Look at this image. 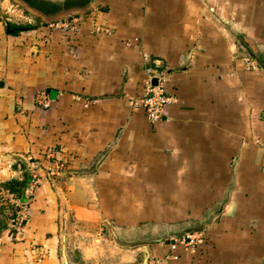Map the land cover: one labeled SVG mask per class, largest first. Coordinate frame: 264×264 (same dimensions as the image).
I'll return each mask as SVG.
<instances>
[{"label":"crops","instance_id":"crops-1","mask_svg":"<svg viewBox=\"0 0 264 264\" xmlns=\"http://www.w3.org/2000/svg\"><path fill=\"white\" fill-rule=\"evenodd\" d=\"M6 1L0 189L23 196L31 162L40 186L0 264H106L112 242L114 264H264V0H36L72 12L27 24ZM148 71L172 98L156 123L130 104Z\"/></svg>","mask_w":264,"mask_h":264},{"label":"built area","instance_id":"built-area-1","mask_svg":"<svg viewBox=\"0 0 264 264\" xmlns=\"http://www.w3.org/2000/svg\"><path fill=\"white\" fill-rule=\"evenodd\" d=\"M159 79L158 85L154 86L152 80L154 77ZM172 98L167 95L166 88V76L165 73L161 75H154L148 71L147 73V85L143 92L135 95L131 98L130 104L133 109L139 110L143 109L145 111L146 117L153 123L162 120L165 115L166 108L171 104ZM47 106V104H45ZM54 150H48L45 153L46 159H51L54 155ZM39 168L34 162L29 164V180L27 182L24 195L22 197L18 196L16 193H12L9 190H3V198L5 201L4 205L8 207H15V211L10 213V221L7 222L6 230L12 236H18L23 231L26 223L28 222L29 209L35 193L40 186V175L38 174ZM48 170L50 177L60 175L63 167L57 165L55 169ZM8 211V210H7ZM181 238L175 239L179 242ZM194 244V242H200L199 238L195 234H186L185 240L183 242ZM163 260L159 258H149L148 264H162Z\"/></svg>","mask_w":264,"mask_h":264},{"label":"rangeland","instance_id":"rangeland-1","mask_svg":"<svg viewBox=\"0 0 264 264\" xmlns=\"http://www.w3.org/2000/svg\"><path fill=\"white\" fill-rule=\"evenodd\" d=\"M6 7L8 9V13H7L6 16L8 18H11L12 20L17 21L18 23L23 22V23L27 24L29 18H34V16L32 15V13H30L29 11H25L21 6H18L17 5V2L15 0H7L6 1ZM61 11H63V10H61ZM36 22H38V21H36ZM61 175L62 174L56 175V176H51V177L53 179H55V178H61L62 177ZM0 204L5 209V212L7 214V215L6 214L4 215L5 216L4 220L6 222H9L10 221L9 219H11V217H8V215L10 213H13L15 211V207H11L10 206V207L7 208V205H4L5 204V201H4V198H3V190L2 189H0ZM6 217H8V219ZM0 219H2L1 215H0ZM106 233H108V232H106ZM11 235H14V234L11 233ZM111 241H112V239H109V243ZM112 243H113V245H115V247H111L110 250L108 251V257H109V259H107V258L105 259L106 264H110V263H113L114 264L115 262H119L118 261L119 260L118 259V257H119L118 254H117V257H116L117 259L116 260H115L114 257L112 258V256H111L112 254H114V255L116 254V253H114L115 251L117 252V250H116V244H114V242H112Z\"/></svg>","mask_w":264,"mask_h":264},{"label":"trees","instance_id":"trees-1","mask_svg":"<svg viewBox=\"0 0 264 264\" xmlns=\"http://www.w3.org/2000/svg\"><path fill=\"white\" fill-rule=\"evenodd\" d=\"M21 1L25 2L26 4H28L31 8L38 9L39 11H41L47 17H51V16H54L55 15V14H50L47 11H44V8L43 7L37 5L36 0H21ZM31 27H32L31 25H28V26H15V25H10L8 27V31L12 35H18L22 31L29 30ZM25 183H26V181L23 182V183H20V182H17V181H9V182H6V183L3 184V188L9 190L12 193H16L17 195H19L20 197H22L21 196V193H22L23 186H24ZM5 214H6L5 209L0 204V215L2 217V219H0V225L1 226L5 224V220H4V218H5L4 215ZM8 217H9V215H8ZM8 217H6V218H8Z\"/></svg>","mask_w":264,"mask_h":264},{"label":"water","instance_id":"water-1","mask_svg":"<svg viewBox=\"0 0 264 264\" xmlns=\"http://www.w3.org/2000/svg\"><path fill=\"white\" fill-rule=\"evenodd\" d=\"M20 5H22L26 10L30 11V12H33L34 14H36L37 16L41 17L44 21L48 22V23H53L55 21H57L59 18L63 17V16H67L69 15L72 10H65V11H61L59 12L58 14H55L54 16H51V17H47L45 16L43 13L39 12L38 10L34 9V8H31L28 4H26L25 2L21 1V0H16ZM88 10H83L82 13H86ZM159 83V79L158 78H154L152 80V84L154 86L158 85ZM194 229L193 228H190L188 230H185V232L183 233H179V234H175L176 237H182L183 235L185 234H189L193 231ZM200 231H203V227L200 229ZM163 241V239H155L154 242H161ZM152 241H149L148 243H150ZM167 244H171V240H167L166 242ZM149 258H150V255L147 254V256L144 258L143 262L141 264H148V261H149Z\"/></svg>","mask_w":264,"mask_h":264},{"label":"flooded vegetation","instance_id":"flooded-vegetation-1","mask_svg":"<svg viewBox=\"0 0 264 264\" xmlns=\"http://www.w3.org/2000/svg\"><path fill=\"white\" fill-rule=\"evenodd\" d=\"M39 11V10H38Z\"/></svg>","mask_w":264,"mask_h":264}]
</instances>
